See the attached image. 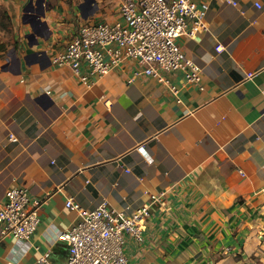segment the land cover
<instances>
[{
  "label": "crops",
  "instance_id": "crops-1",
  "mask_svg": "<svg viewBox=\"0 0 264 264\" xmlns=\"http://www.w3.org/2000/svg\"><path fill=\"white\" fill-rule=\"evenodd\" d=\"M125 1L0 0V204L14 188L42 204L27 240L0 224V264H66L70 199L130 216L148 194L163 197L143 240L125 239L130 264H264V0H194L204 28L178 43L198 84L134 77L127 59L88 85L52 64L81 25L120 22Z\"/></svg>",
  "mask_w": 264,
  "mask_h": 264
},
{
  "label": "built area",
  "instance_id": "built-area-1",
  "mask_svg": "<svg viewBox=\"0 0 264 264\" xmlns=\"http://www.w3.org/2000/svg\"><path fill=\"white\" fill-rule=\"evenodd\" d=\"M120 13V22L81 25L66 47L52 58V64L69 67L88 85L93 78L117 70L127 59L139 65L134 77L148 76L167 84L166 74L182 72L186 82L200 83V67L188 59L178 39L204 28L205 8H199L194 0H126ZM216 50L222 52V47ZM255 76V72L248 73L246 80ZM171 89L177 96L178 88ZM10 140L17 141L14 136ZM148 195L149 202L130 216L117 214L106 205L85 210L68 200L66 206L78 212L79 220L59 235L70 247L66 264H130L123 251L125 239L131 236L139 242L143 240L142 224L163 197ZM6 198L0 204L2 236L29 239L40 225L41 202L32 200L26 188L11 189Z\"/></svg>",
  "mask_w": 264,
  "mask_h": 264
},
{
  "label": "water",
  "instance_id": "water-1",
  "mask_svg": "<svg viewBox=\"0 0 264 264\" xmlns=\"http://www.w3.org/2000/svg\"><path fill=\"white\" fill-rule=\"evenodd\" d=\"M40 4H41V2H38V6H40ZM38 19H39V17H38ZM40 21V20H39Z\"/></svg>",
  "mask_w": 264,
  "mask_h": 264
},
{
  "label": "rangeland",
  "instance_id": "rangeland-1",
  "mask_svg": "<svg viewBox=\"0 0 264 264\" xmlns=\"http://www.w3.org/2000/svg\"><path fill=\"white\" fill-rule=\"evenodd\" d=\"M7 36L6 35H4V38H6ZM9 39V38H8ZM12 39V38H11Z\"/></svg>",
  "mask_w": 264,
  "mask_h": 264
}]
</instances>
